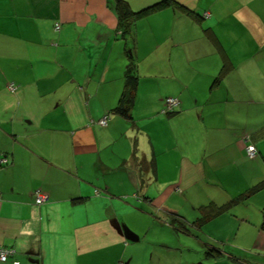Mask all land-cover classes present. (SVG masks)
Listing matches in <instances>:
<instances>
[{
  "label": "crops",
  "instance_id": "0c3cea01",
  "mask_svg": "<svg viewBox=\"0 0 264 264\" xmlns=\"http://www.w3.org/2000/svg\"><path fill=\"white\" fill-rule=\"evenodd\" d=\"M126 1L0 0V264H264V0Z\"/></svg>",
  "mask_w": 264,
  "mask_h": 264
},
{
  "label": "trees",
  "instance_id": "16d2710c",
  "mask_svg": "<svg viewBox=\"0 0 264 264\" xmlns=\"http://www.w3.org/2000/svg\"><path fill=\"white\" fill-rule=\"evenodd\" d=\"M170 2H172V1L171 0H167L166 1V3H170ZM157 6H160V5L151 6L150 8L142 11L141 13H145L147 11H151L152 9H155V7H157ZM117 9L119 11L121 19L124 22L127 21L128 24L130 23L129 22L130 21V17L133 16L134 14H136L135 12H132L130 10V7H129V5H128L126 0H117ZM211 38H213V40L216 41V44L218 45V49L223 52V54H224V56L226 58V54L224 53L220 42H218V40L215 37H213V35H211ZM225 68H226V64L224 65L222 73H224ZM136 89H137V78H136V75L134 73H129L128 74V79H127V89L125 90V93H124L123 98H122L123 102L117 108L120 113H122L123 115H125L126 117H129V118L132 117L131 109H132V105L134 104L135 95H136ZM170 113H173V112H170ZM170 113H166V114H170ZM226 209L227 208H225V206H224L222 208L217 209L215 211V213L216 214L217 213H221V212H223ZM174 220H177V219L174 218Z\"/></svg>",
  "mask_w": 264,
  "mask_h": 264
},
{
  "label": "built area",
  "instance_id": "2783aa9c",
  "mask_svg": "<svg viewBox=\"0 0 264 264\" xmlns=\"http://www.w3.org/2000/svg\"><path fill=\"white\" fill-rule=\"evenodd\" d=\"M57 30L60 28V24L57 23L56 27ZM180 101L176 97H167L163 104L162 111L164 113H170L174 112L175 108L179 105ZM109 120V115H105L101 120H99V123L102 125L107 124ZM246 153L247 156L250 158H254L257 156V148L254 144H248L246 146ZM8 163V158L6 156H2L0 158V167ZM36 202L37 204H41L47 200V196L45 194H42L41 192H37ZM15 253V251L11 248L6 247H0V260L7 261L10 256H12ZM119 264H124L120 262Z\"/></svg>",
  "mask_w": 264,
  "mask_h": 264
}]
</instances>
